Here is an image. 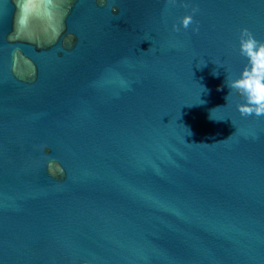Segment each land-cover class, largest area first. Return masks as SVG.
<instances>
[{
	"label": "water",
	"instance_id": "water-1",
	"mask_svg": "<svg viewBox=\"0 0 264 264\" xmlns=\"http://www.w3.org/2000/svg\"><path fill=\"white\" fill-rule=\"evenodd\" d=\"M244 27L264 0H0V264H264Z\"/></svg>",
	"mask_w": 264,
	"mask_h": 264
},
{
	"label": "clouds",
	"instance_id": "clouds-1",
	"mask_svg": "<svg viewBox=\"0 0 264 264\" xmlns=\"http://www.w3.org/2000/svg\"><path fill=\"white\" fill-rule=\"evenodd\" d=\"M192 22L193 15L185 14L181 19V26L187 28ZM238 46L241 54L247 57L248 64L238 75L224 80V86L239 95L237 108L242 115L264 116V41L257 40L244 27L238 36ZM214 75L219 73L214 72Z\"/></svg>",
	"mask_w": 264,
	"mask_h": 264
}]
</instances>
